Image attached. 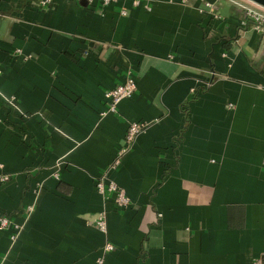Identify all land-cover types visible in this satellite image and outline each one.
<instances>
[{"label":"crops","instance_id":"crops-1","mask_svg":"<svg viewBox=\"0 0 264 264\" xmlns=\"http://www.w3.org/2000/svg\"><path fill=\"white\" fill-rule=\"evenodd\" d=\"M134 1L0 0V213L22 224L0 264L264 258V35L226 0ZM128 70L136 92L106 112Z\"/></svg>","mask_w":264,"mask_h":264},{"label":"built area","instance_id":"built-area-1","mask_svg":"<svg viewBox=\"0 0 264 264\" xmlns=\"http://www.w3.org/2000/svg\"><path fill=\"white\" fill-rule=\"evenodd\" d=\"M50 0H42V3H46ZM76 1H85L90 4L96 0H76ZM116 0H98L99 4L103 7L107 6L111 2ZM231 2L233 5L242 9L245 13V19L241 22V26L244 28H249L257 31L260 34L264 35V6L253 2L252 0H226ZM138 0H135L134 3L138 4ZM204 5L209 10L212 9L214 2L211 0H203ZM123 13H126V10H122ZM212 81L207 83L205 86H211ZM137 90V83L134 73L131 70H128L125 79L109 89L106 92L107 99V111L106 112H116L118 110L119 103L125 99L131 97ZM195 92V91H194ZM1 122V119H0ZM145 128L144 123L132 122L129 127L125 138V143L120 148V153H125L130 149L135 138L140 134ZM264 160V159H263ZM10 177L7 174L0 175V181H6ZM96 188L105 196L113 194V198L117 207H127L130 204V197L124 188L120 187L113 181H107L105 175H102L96 179ZM32 209L31 206L28 207V210ZM96 223L99 229L103 232L107 230V213L101 212L97 219ZM13 227L16 230H20L22 224L15 220L12 215L7 213H0V229H7ZM107 250L114 248L113 244L107 243ZM102 260H98L100 264ZM255 264H264V258L259 256L255 260Z\"/></svg>","mask_w":264,"mask_h":264},{"label":"water","instance_id":"water-1","mask_svg":"<svg viewBox=\"0 0 264 264\" xmlns=\"http://www.w3.org/2000/svg\"><path fill=\"white\" fill-rule=\"evenodd\" d=\"M253 2H256L257 4L264 6V0H252Z\"/></svg>","mask_w":264,"mask_h":264},{"label":"rangeland","instance_id":"rangeland-1","mask_svg":"<svg viewBox=\"0 0 264 264\" xmlns=\"http://www.w3.org/2000/svg\"><path fill=\"white\" fill-rule=\"evenodd\" d=\"M3 182V181H2Z\"/></svg>","mask_w":264,"mask_h":264}]
</instances>
